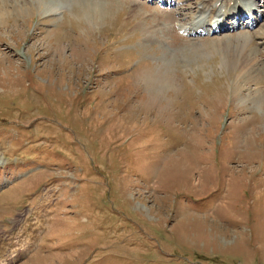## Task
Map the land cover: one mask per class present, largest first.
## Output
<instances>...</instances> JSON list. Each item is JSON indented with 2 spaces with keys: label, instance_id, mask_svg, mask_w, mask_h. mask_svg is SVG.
<instances>
[{
  "label": "rangeland",
  "instance_id": "rangeland-1",
  "mask_svg": "<svg viewBox=\"0 0 264 264\" xmlns=\"http://www.w3.org/2000/svg\"><path fill=\"white\" fill-rule=\"evenodd\" d=\"M177 1L0 0V264H264V17Z\"/></svg>",
  "mask_w": 264,
  "mask_h": 264
},
{
  "label": "bare ground",
  "instance_id": "bare-ground-1",
  "mask_svg": "<svg viewBox=\"0 0 264 264\" xmlns=\"http://www.w3.org/2000/svg\"><path fill=\"white\" fill-rule=\"evenodd\" d=\"M162 1L167 4L169 2L173 3L172 5L179 3L177 0ZM260 1L262 2V0H214L211 4L205 2V7L199 11L198 16L200 17L196 19L194 23L191 22L190 27L185 26L184 31L190 36H200L209 32V29L207 28L209 25L208 23L211 22L212 26L214 22H216V24H218V28H216L218 31L214 32H220L227 30L225 28L229 27L228 19L231 20V26L228 29L237 28L244 25V23L241 25L239 22L244 15H248L247 17L250 19L249 23L252 22V24H257L261 18L264 17V8H262L263 4H261ZM165 11L170 13V10H164V12ZM246 11H248V13H246ZM209 14H211L210 17H208ZM21 220L22 218L16 219L18 223H20Z\"/></svg>",
  "mask_w": 264,
  "mask_h": 264
}]
</instances>
